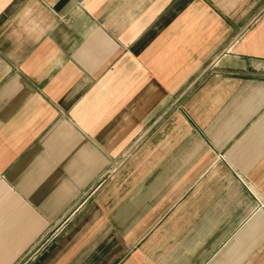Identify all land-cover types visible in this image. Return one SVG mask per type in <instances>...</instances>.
Returning <instances> with one entry per match:
<instances>
[{
  "label": "crops",
  "instance_id": "crops-1",
  "mask_svg": "<svg viewBox=\"0 0 264 264\" xmlns=\"http://www.w3.org/2000/svg\"><path fill=\"white\" fill-rule=\"evenodd\" d=\"M0 264H264V0H0Z\"/></svg>",
  "mask_w": 264,
  "mask_h": 264
}]
</instances>
